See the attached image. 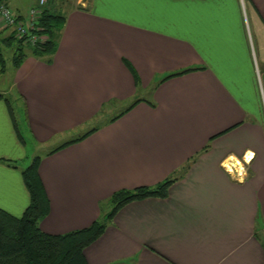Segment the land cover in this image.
Instances as JSON below:
<instances>
[{
	"label": "crops",
	"instance_id": "0c3cea01",
	"mask_svg": "<svg viewBox=\"0 0 264 264\" xmlns=\"http://www.w3.org/2000/svg\"><path fill=\"white\" fill-rule=\"evenodd\" d=\"M48 3L64 16L53 53L27 55L0 87L21 102L29 141L51 146L37 168L39 229L84 228L112 192L175 177L166 197L118 209L83 249L86 264H262L264 0ZM14 123L0 98V208L20 216L27 154Z\"/></svg>",
	"mask_w": 264,
	"mask_h": 264
},
{
	"label": "trees",
	"instance_id": "16d2710c",
	"mask_svg": "<svg viewBox=\"0 0 264 264\" xmlns=\"http://www.w3.org/2000/svg\"><path fill=\"white\" fill-rule=\"evenodd\" d=\"M7 1L0 0V4L7 6ZM47 2L41 7L36 23L37 33L46 37L40 45L31 46L22 39L17 38L14 28L11 26H5L0 29V31L3 30L5 32V35L2 34L0 36L1 45L12 46V55L10 57L12 69H16L27 55L42 57L53 53L58 33L64 23V16L59 12H50L46 9ZM24 17L25 15L16 16L19 19H24ZM192 69L188 68L168 74L164 79ZM4 70L5 61L0 50V74ZM0 98H3L12 124L15 125L9 102L2 94H0ZM137 101L134 100L110 121L128 111ZM94 130L95 128L88 130L79 137L62 143L50 150L48 154L70 143L82 140ZM206 148L207 146H204L201 151H205ZM194 159L195 157L188 161L181 172ZM39 160V156H34L30 163L20 171L23 184L29 196L28 204L22 214L13 216L0 208V264H86L83 249L102 233L106 223L112 219L118 209L131 201L147 197L164 198L169 185L176 180L175 177H170L153 186H138L132 189L116 190L108 197V202L111 205L110 210L105 215H101L94 220L90 225L61 234H48L41 231L38 227V222L48 213V201L37 172ZM262 264H264V261Z\"/></svg>",
	"mask_w": 264,
	"mask_h": 264
},
{
	"label": "rangeland",
	"instance_id": "374dc122",
	"mask_svg": "<svg viewBox=\"0 0 264 264\" xmlns=\"http://www.w3.org/2000/svg\"><path fill=\"white\" fill-rule=\"evenodd\" d=\"M36 1L37 0H8L7 1V8L9 9V11L11 12L12 15L17 14L18 12H21L25 15L27 13V10L29 9V7L35 6ZM47 6H48L47 9L50 12H56L52 3H48ZM4 27L5 26L1 20L0 29H3ZM4 33L5 32L3 30L0 31V36ZM0 50L3 53V58L5 61V70L2 74H0V87L4 88V90L6 91L8 88L10 78H11V73H12V67L10 64V57L12 55V52H11L12 46L8 47V46L1 45V43H0ZM11 93H12V95L6 94L5 96L3 95V97L6 98L7 101L9 102V105H11L10 106L11 111L14 115V119L16 121L19 132H20V134L24 140L25 147H26V154H27L26 159L27 160H25L26 162L23 165L27 166L34 156L43 155L47 150L51 149V146H42V147L36 148L33 141L31 139L29 141V138L26 135V130H25V125L23 123V118L21 117L20 112H19V108L21 107V104H20L21 102L16 98L14 91H11ZM136 97L149 98V94H147L145 92H141V93H138L136 95ZM123 104L127 105V104H129V102H125ZM112 113L114 114L116 112L113 111ZM100 207H101V215H105L110 210L111 205L108 201H106V202L102 203L100 205Z\"/></svg>",
	"mask_w": 264,
	"mask_h": 264
},
{
	"label": "built area",
	"instance_id": "2783aa9c",
	"mask_svg": "<svg viewBox=\"0 0 264 264\" xmlns=\"http://www.w3.org/2000/svg\"><path fill=\"white\" fill-rule=\"evenodd\" d=\"M49 0H37L35 6L29 7L24 19L16 18L12 15L7 6L0 4V19L4 26H11L14 28L17 38L22 39L25 43L36 46L44 42L46 37L43 34L37 33L36 23L41 12V7ZM247 163V162H246ZM235 164V165H234ZM238 162L232 163L228 160L227 164H222V168L230 173L234 172L235 176H241L243 168H238ZM241 172V173H240Z\"/></svg>",
	"mask_w": 264,
	"mask_h": 264
},
{
	"label": "snow or ice",
	"instance_id": "6c2138e0",
	"mask_svg": "<svg viewBox=\"0 0 264 264\" xmlns=\"http://www.w3.org/2000/svg\"><path fill=\"white\" fill-rule=\"evenodd\" d=\"M251 156V154H249Z\"/></svg>",
	"mask_w": 264,
	"mask_h": 264
}]
</instances>
